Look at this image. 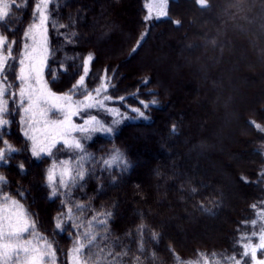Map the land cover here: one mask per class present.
<instances>
[{
  "label": "trees",
  "instance_id": "1",
  "mask_svg": "<svg viewBox=\"0 0 264 264\" xmlns=\"http://www.w3.org/2000/svg\"><path fill=\"white\" fill-rule=\"evenodd\" d=\"M146 1L60 0L52 11V54L46 68L51 90L67 92L91 53L87 87L98 86L107 69V94L113 98L108 107L128 117L115 135L97 133L83 142L96 164L81 182L84 187L72 191L71 203L90 209L81 216L84 220L94 212L113 213L110 240L102 245L110 243L114 254L130 248L129 255L118 257L122 264H133L136 255L141 256L136 264H177V257L185 264H203L199 253L226 264V257L240 251L234 244L239 235L264 223L258 220L256 229L244 223L264 209V132L249 123L264 128V0H208L210 10H200L191 0H171L167 17L145 25ZM35 2L13 13L17 48L33 22ZM53 22L69 27L57 30ZM72 32L74 42L68 43L62 34ZM146 79L147 85L142 83ZM141 99L159 102L146 112L148 121L130 111L141 107ZM97 113L107 112L92 111ZM14 119L4 139L21 151L0 167L7 181L4 191L33 214L37 230L53 242L58 264H66L73 245L70 234L55 228V218L67 209L63 197L49 199L45 187L53 158L36 160L23 151L30 142L23 136L20 117ZM173 125L176 135L171 134ZM115 151L130 167L103 171L102 160ZM65 153L64 158L70 155ZM21 161L23 174L17 168ZM141 225L146 233L143 254L136 235ZM153 233L158 241L152 240Z\"/></svg>",
  "mask_w": 264,
  "mask_h": 264
},
{
  "label": "snow or ice",
  "instance_id": "2",
  "mask_svg": "<svg viewBox=\"0 0 264 264\" xmlns=\"http://www.w3.org/2000/svg\"><path fill=\"white\" fill-rule=\"evenodd\" d=\"M169 2L170 0H149L145 4L144 24L147 25L153 19L159 21L167 17L166 9ZM191 2L200 10H210L208 0H191ZM22 4L27 7L28 0H0V167H7L9 161L21 151L4 139L5 135L10 134L12 124L16 122L14 116L18 115L23 136L27 142H30V148L26 147L23 151H30L32 158L41 160L45 156L51 157L54 149L67 150L70 153L66 158L51 162L52 166L47 171L45 185L50 191L48 198L63 197L61 203L67 209L66 212L62 210L55 218V228L61 234H70L73 245L67 253L66 264H122L118 257L129 255L130 248L126 247L123 252L114 254L110 243L102 245L103 241L110 240L109 221L113 213L94 212L91 218L84 220L81 216L90 209L71 201L72 191L84 187L81 182L86 175H91V166L96 164L95 157L85 151L82 140H90L93 133L113 136L116 134L117 126L128 117L122 114L119 108L108 107L107 102L112 101L113 98L107 94L111 84L107 69L99 77L98 86L91 90L87 87L86 80L94 60L91 53L83 59L82 74L77 73L78 79L67 92L58 94L51 90L45 78L47 60L52 54L48 28L50 19L55 21L52 11L58 9L60 0H56L51 10L53 0H36L33 6V22L23 32L22 46L17 48L13 13ZM174 23L180 25L179 20ZM51 26L57 30L69 27L54 22ZM6 33H11L13 38L9 39ZM62 35L68 43H73L76 33ZM145 35L146 33L141 35L137 47ZM136 50L137 48H133L134 53ZM49 75L53 80L55 79L50 70ZM142 83L147 85L149 81L146 79ZM120 99L124 98L120 97ZM158 103L155 99L150 101L141 99L139 100L141 107H132L130 111L135 113L136 117L148 121L149 116L146 112L158 106ZM92 110L109 113L112 116L111 123L107 124L99 119L92 114ZM77 117L82 123L74 121ZM249 123L264 132V128L254 121ZM171 134L176 135L175 125ZM102 165L103 171L118 168L120 172H124L130 167L119 151L103 159ZM17 168L21 174L25 173V161H21ZM6 183V178L0 176V264H58L57 250L53 242L37 230L32 218L33 214L28 212L21 200L4 191ZM191 191L194 195L196 189L193 188ZM200 207L202 211L210 212L203 205ZM252 207L257 206L254 204ZM256 216L257 219L244 223H250L252 228L256 229L258 220L264 221V209L258 210ZM136 235L139 237L138 252L143 254L146 235L144 225L137 229ZM158 239V235L153 233L152 240L158 241ZM234 244L240 251L226 257V264H264V223L258 230L241 233ZM198 255L203 258V264H220L219 259L209 261L205 254ZM109 257L112 259L109 260ZM213 257L215 258V253ZM176 259L177 264H185L179 257ZM140 260L141 256L136 255L133 264ZM187 264H199V261H189Z\"/></svg>",
  "mask_w": 264,
  "mask_h": 264
},
{
  "label": "rangeland",
  "instance_id": "3",
  "mask_svg": "<svg viewBox=\"0 0 264 264\" xmlns=\"http://www.w3.org/2000/svg\"><path fill=\"white\" fill-rule=\"evenodd\" d=\"M29 1L30 0H28V3H29ZM171 1V0H170ZM149 2V0H147L146 1V3H148ZM170 3V2H169ZM221 3V2H220ZM220 3H219V5H220ZM168 7H169V4L167 5V12H168ZM216 7H218V2H216ZM162 19V18H161ZM154 21H156L155 19H153L152 21H149V23H151V22H154ZM190 27H194L195 26V23H191L190 25H189ZM122 28L120 27L119 28V31L120 32H122ZM48 38H49V31H48ZM46 68H47V66H46ZM46 68H45V78H46V80L48 81V79H47V77H46ZM49 83V82H48ZM49 87H50V85H49ZM51 88V87H50ZM93 111V110H92ZM97 117H99V119H101L102 121H104L105 123H111V119L109 118V116L107 115V113H104V114H99V113H97ZM74 121L76 122V123H82V120L80 119V118H74ZM95 134H97V133H93L92 134V137L95 135ZM78 135V134H77ZM87 141H89V140H82V143L83 142H87ZM66 155V153H65V150L64 151H56L55 149L53 150V155L51 156L52 158H53V160H56V161H58L59 159H61V158H64V156ZM260 256V254H258V257Z\"/></svg>",
  "mask_w": 264,
  "mask_h": 264
}]
</instances>
